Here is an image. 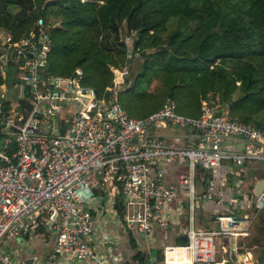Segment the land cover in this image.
<instances>
[{
	"label": "built area",
	"instance_id": "2783aa9c",
	"mask_svg": "<svg viewBox=\"0 0 264 264\" xmlns=\"http://www.w3.org/2000/svg\"><path fill=\"white\" fill-rule=\"evenodd\" d=\"M131 34H122L124 61L113 69L107 90L129 82L124 78L133 57L127 48ZM0 47L7 54L15 50L12 58L21 59L16 67L22 71L18 80L9 79L15 88L13 102L4 96L5 80L0 82V239L34 232L43 216L44 231L52 241L50 263L118 264L122 256L112 252L116 239L105 226L119 222L141 234L165 229L171 219L170 202L179 197L184 239L163 242L159 264H218L214 251L219 237L224 238L219 246L225 253L231 244L227 238L249 235L250 223L264 205V185L253 194L252 213L237 214L244 207L241 197L224 196L214 172L229 161L236 166L230 173L241 181L249 161H264V131L229 118L225 105L205 99L194 116L176 111L169 98L143 116L128 115L114 95L98 96L92 86L81 83L78 67L69 74L50 71L49 37L40 17L33 29L15 40L0 28ZM6 58L0 56L1 76ZM17 97L30 102L21 125L16 123L21 116ZM166 125L193 130L191 142L167 143L152 130ZM179 161L183 167L173 180L165 181L166 165ZM207 168L212 174L196 177V169ZM252 171L253 182L264 178V173L258 175L261 166ZM104 191L108 214L102 210ZM204 200L215 204L211 228L195 224ZM97 242L108 244L98 250ZM232 243L230 256H239L232 264H262L253 253L238 252L241 243ZM0 264H13L3 250Z\"/></svg>",
	"mask_w": 264,
	"mask_h": 264
},
{
	"label": "trees",
	"instance_id": "16d2710c",
	"mask_svg": "<svg viewBox=\"0 0 264 264\" xmlns=\"http://www.w3.org/2000/svg\"><path fill=\"white\" fill-rule=\"evenodd\" d=\"M38 17L47 27L50 71L78 67L81 83L98 96L114 95L128 115L143 116L169 98L176 111L194 116L205 99L264 131V0H0V28L13 40ZM122 31H132L129 82L107 90L109 67L124 61ZM20 62L10 65V79L21 77ZM42 220L35 231L46 236ZM129 249L122 264H144L133 239Z\"/></svg>",
	"mask_w": 264,
	"mask_h": 264
},
{
	"label": "crops",
	"instance_id": "0c3cea01",
	"mask_svg": "<svg viewBox=\"0 0 264 264\" xmlns=\"http://www.w3.org/2000/svg\"><path fill=\"white\" fill-rule=\"evenodd\" d=\"M114 73V68L109 67ZM114 75V74H113ZM113 78V77H112ZM152 130L160 135L167 143L180 145L189 144L191 142L193 130L187 127L166 125L160 127H153ZM257 166L255 164H246L244 166V171L241 172V181H235L233 174L230 173L231 166L228 162L220 164V166L214 172V178L221 181V192L224 196H238L241 197L244 207L239 209L236 213H246L250 215L253 209V193L252 189L254 186L252 168ZM183 167L181 162L167 164L165 167V181H171L175 178L176 172ZM258 172V171H257ZM212 174V173H211ZM261 174V173H260ZM259 175V174H258ZM262 175V174H261ZM260 175V176H261ZM181 198H175L170 202L171 219L168 226L165 229H160L155 227L148 234H141L137 232L134 228L124 229L119 222L109 223L105 226L108 234L116 239V244L112 252H119L122 256V260L129 258L131 250L129 249V239H133L136 244V248L143 250L146 253L148 247L159 246L163 242H180L183 239L182 228L185 224L184 212L179 211L176 206L177 201ZM182 201V200H181ZM215 206L213 200H204L200 203L197 208L195 224L202 227L211 228L215 225V222L210 218L211 211ZM250 211V214L247 212ZM251 225V224H250ZM249 228H251L249 226ZM250 235V234H249ZM249 235L239 236L237 238L229 237L227 238L228 243L237 241L242 244L239 247L238 252L248 251L251 253L254 249L257 250L255 244L251 242L250 245L247 242L250 240ZM223 237L217 239L215 247L218 248L219 257L215 258L220 261L218 264H228V260L225 258V253L220 249V243L223 241ZM108 243L97 242L96 249H103ZM52 241L49 236H42L39 232H30L25 236H5L0 239V250H3L10 254L13 264H52L47 258V254L51 248ZM233 260L237 259L238 254H233L231 256ZM254 258L252 257V260ZM24 261L32 260L31 263H23ZM222 261V262H221ZM120 262L118 264H122ZM255 264V262H254Z\"/></svg>",
	"mask_w": 264,
	"mask_h": 264
},
{
	"label": "water",
	"instance_id": "95a60500",
	"mask_svg": "<svg viewBox=\"0 0 264 264\" xmlns=\"http://www.w3.org/2000/svg\"><path fill=\"white\" fill-rule=\"evenodd\" d=\"M14 54H15L14 49H12L7 54V53H5L4 49L2 47H0L1 58H3L4 56L7 55L6 59L8 62L11 60V58L14 56ZM16 102L21 109V116L16 120V123L18 125H21L23 123L25 117H26V114H27L29 108H30V102L23 97H17ZM0 145H1V140H0ZM263 185H264V178H262V177L258 178L254 183L252 193L255 194L258 191H260V189L263 187ZM259 211H260V218H261V225H262V233L259 235V244L264 245V207L260 208ZM183 239H184V236H183ZM247 244L250 245L251 240H249L247 242ZM232 246H233V243H231L229 246H227L226 251H225V258L228 260V264L233 263V258L230 256V250H231ZM255 247H257L256 244H255ZM252 253L256 259H258V258L261 259L262 264H264V255L259 256V254H260L259 250L257 251L256 249H254L252 251ZM160 261H161V255L159 253L158 247L157 246L148 247L146 250V253L144 255V264H159ZM31 262H32V260H28V262L23 260V263H31Z\"/></svg>",
	"mask_w": 264,
	"mask_h": 264
},
{
	"label": "rangeland",
	"instance_id": "374dc122",
	"mask_svg": "<svg viewBox=\"0 0 264 264\" xmlns=\"http://www.w3.org/2000/svg\"><path fill=\"white\" fill-rule=\"evenodd\" d=\"M171 18L174 20L175 22V18L174 17H170L167 21H166V27H171V23H172V20ZM171 25V26H170ZM123 32V31H122ZM129 49V47H127ZM14 59L16 58H12V60H10L9 62L5 59L3 62H2V67L4 68L5 70V87L3 88V93H4V96L6 99H8L10 102H13V99H14V92H15V88L12 87L10 84H9V79H10V76L15 74V67L14 65L12 67H10L11 64H13L14 62ZM229 163V165L232 167V169L234 170L236 168V166H234L231 162L227 161ZM249 164H255L257 166H261L262 167V171H261V174L264 173V161L262 160H254V161H249L248 162ZM204 173H212V170L210 168H207V169H204L203 170ZM259 174V175H261ZM197 184V188L200 186V184L198 182H196ZM102 210L104 211L105 214H108L109 211H108V202L106 201V194H105V191L103 192L102 194ZM248 214H250V211L247 212ZM257 251H258V248H257ZM262 254L264 253L263 251H261ZM261 254V255H262ZM260 255V254H259ZM214 256L215 258L219 257V251H218V248L215 247V251H214ZM263 256V255H262Z\"/></svg>",
	"mask_w": 264,
	"mask_h": 264
},
{
	"label": "flooded vegetation",
	"instance_id": "af4514ba",
	"mask_svg": "<svg viewBox=\"0 0 264 264\" xmlns=\"http://www.w3.org/2000/svg\"><path fill=\"white\" fill-rule=\"evenodd\" d=\"M264 205L261 207L263 208ZM260 210V209H259ZM258 210L257 214L251 221L250 225V232H249V239L253 244H256L259 253L262 254L261 251L264 252V245L259 244V235L262 233V225H261V218H260V211ZM264 255V253L262 254Z\"/></svg>",
	"mask_w": 264,
	"mask_h": 264
}]
</instances>
